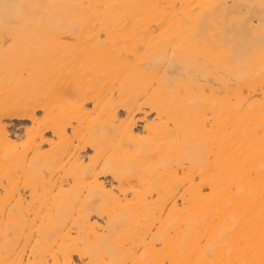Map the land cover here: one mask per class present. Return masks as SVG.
I'll return each instance as SVG.
<instances>
[{
    "label": "bare ground",
    "instance_id": "1",
    "mask_svg": "<svg viewBox=\"0 0 264 264\" xmlns=\"http://www.w3.org/2000/svg\"><path fill=\"white\" fill-rule=\"evenodd\" d=\"M0 264H264V0H0Z\"/></svg>",
    "mask_w": 264,
    "mask_h": 264
}]
</instances>
